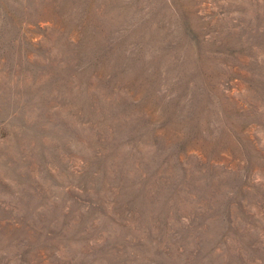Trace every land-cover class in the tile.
<instances>
[{
    "label": "rangeland",
    "instance_id": "rangeland-1",
    "mask_svg": "<svg viewBox=\"0 0 264 264\" xmlns=\"http://www.w3.org/2000/svg\"><path fill=\"white\" fill-rule=\"evenodd\" d=\"M0 264H264V0H0Z\"/></svg>",
    "mask_w": 264,
    "mask_h": 264
}]
</instances>
